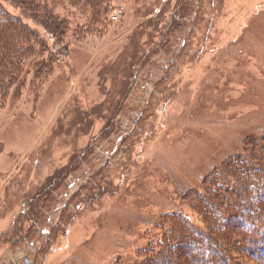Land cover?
Segmentation results:
<instances>
[{
    "label": "rangeland",
    "instance_id": "1",
    "mask_svg": "<svg viewBox=\"0 0 264 264\" xmlns=\"http://www.w3.org/2000/svg\"><path fill=\"white\" fill-rule=\"evenodd\" d=\"M105 1L24 17L42 40L0 87V264H144L189 223L179 264H264V191L241 196L264 172V0Z\"/></svg>",
    "mask_w": 264,
    "mask_h": 264
},
{
    "label": "trees",
    "instance_id": "2",
    "mask_svg": "<svg viewBox=\"0 0 264 264\" xmlns=\"http://www.w3.org/2000/svg\"><path fill=\"white\" fill-rule=\"evenodd\" d=\"M55 1L56 0H54V1L52 0V2H51V0H18L17 4L18 5L21 4L24 16L14 15V14L8 13V12H1L0 13V87L4 88L5 91H6V86L9 83V79L14 77V75H15L14 73H16V71L18 72V71H21V69H22L21 64H20L21 63L20 59H22L23 56L28 55L30 52L34 51L35 48L31 44V42L35 40V41H39V43H40V39L42 40L41 36L36 32V30L31 28L30 24L24 20V17L31 18L34 22H36L40 25H43V27L45 29L50 28L52 25L51 22L53 21V18H57L56 17L57 15L55 12V9H56V2ZM70 1H71V3L77 4V1H79V0H70ZM85 1L88 4H90L91 7L93 8L94 16L99 17L100 14L103 13V11L105 9V2H106L105 0H85ZM11 2L14 5L16 4L13 0H11ZM2 5L3 4H1V2H0V9H3V11H4V8ZM54 27L56 29L58 28L56 26V24H54ZM3 74H6L7 79L4 77L1 78V76ZM262 159L263 158H260V162ZM261 163H264V162L262 161ZM263 174H264V172H261V171L252 172L251 181L253 182V184L250 182V180H248L247 177L244 178L243 186L246 189L244 192H242V194H241L242 197H243V194H245L247 197L250 196L248 191H250V193L255 191V190L264 191V185H262L264 183V180H262ZM252 185L254 187H252L251 189H248V186H252ZM209 195H211V194H209ZM263 197H264V195H263ZM249 198L252 200L251 196ZM223 200L224 199L222 197V201ZM224 201H226V200H224ZM249 204H251V202ZM257 205H258L257 208L262 209V210L264 209V206L262 204L258 203ZM233 206L234 207L232 209L235 210V212H236L235 216L237 215V213H240L241 210H244L243 207L239 208L240 206H238L237 203L233 204ZM220 207L222 208V205H220ZM221 208H219V209L221 210ZM247 209H251L249 207V205H248ZM247 211H249V210H247ZM210 214L213 215L212 212H210ZM189 225L191 226V224L190 223L188 224L187 231H190ZM216 226H217V224L215 223V225H214L215 229L213 231L214 235H213L211 241L214 243L213 247L215 250L217 248L223 249V245L222 244L217 245L216 240L218 239L220 241L219 234H221L222 236H224V237H222L223 241H225L226 239L230 238V237H228V236H230V234L228 236H226V231L223 233L222 232L217 233L218 229L216 228ZM171 228H174V226H172ZM175 228L173 229V231L171 230V233L169 235L167 234L168 236H165L168 238L164 242L163 248H160L159 251L157 250L158 248H152L153 251L147 257V259H146L147 263H144V264H158L159 262H157V261L160 260L161 258L163 261L162 263L179 264L178 261H179L180 257L178 255H175L174 251L176 249L174 250V248H172V247L175 245L176 246L180 245L179 243L182 241L183 242L184 241H190L191 246L197 245L199 243L198 239H192V241H191L190 238H188L189 235H187V231H184L183 227H181V229H180V227L177 225ZM259 234H260V236H259ZM215 235H216V237H214ZM248 242H249V244L253 243V245L255 246V247H253V249H249V248L248 249L254 251L255 255H257L258 258L260 259V260L258 259L260 262H264V231H263V233H259L258 229H256V231H254V233H251L250 237L248 238ZM171 243H172V245H171ZM200 248H203V247L200 246ZM255 250L257 253L255 252ZM150 251H151V249H150ZM216 251H220L219 253L221 254V257L218 256V259H220L219 262H220V264H222L221 260L225 259V257H224L225 254L222 252V250H216ZM175 258H177V260H175ZM181 258L183 260V257H181ZM180 261H181V259H180ZM201 261H202L201 264H206V260L205 261L201 260ZM211 264H214V262H212ZM223 264H224V262H223Z\"/></svg>",
    "mask_w": 264,
    "mask_h": 264
},
{
    "label": "flooded vegetation",
    "instance_id": "3",
    "mask_svg": "<svg viewBox=\"0 0 264 264\" xmlns=\"http://www.w3.org/2000/svg\"><path fill=\"white\" fill-rule=\"evenodd\" d=\"M25 264H34V263L30 260V257L27 256V257L25 258Z\"/></svg>",
    "mask_w": 264,
    "mask_h": 264
}]
</instances>
